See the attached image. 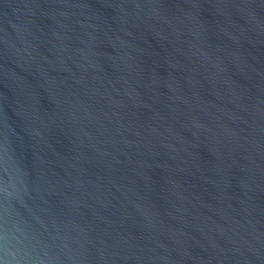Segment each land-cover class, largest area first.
<instances>
[{"label": "water", "instance_id": "1", "mask_svg": "<svg viewBox=\"0 0 264 264\" xmlns=\"http://www.w3.org/2000/svg\"><path fill=\"white\" fill-rule=\"evenodd\" d=\"M0 264H264V0H0Z\"/></svg>", "mask_w": 264, "mask_h": 264}]
</instances>
